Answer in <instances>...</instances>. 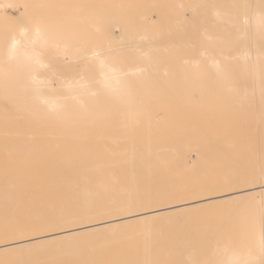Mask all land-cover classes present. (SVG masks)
Listing matches in <instances>:
<instances>
[{
	"label": "bare ground",
	"instance_id": "bare-ground-1",
	"mask_svg": "<svg viewBox=\"0 0 264 264\" xmlns=\"http://www.w3.org/2000/svg\"><path fill=\"white\" fill-rule=\"evenodd\" d=\"M14 4L37 19L7 41L0 30V93L52 144L30 133L9 142L18 122L0 124L4 146L31 167L17 174L21 163L7 184L0 170V217L26 218L0 222V237L36 231L0 241V254L253 200L232 222L213 217L198 250L210 251L203 264H264V0H0V24L11 23L4 7ZM243 79L260 108L241 148L224 122ZM32 163L44 178L29 174L39 170ZM31 183L44 191L22 200Z\"/></svg>",
	"mask_w": 264,
	"mask_h": 264
},
{
	"label": "rangeland",
	"instance_id": "rangeland-1",
	"mask_svg": "<svg viewBox=\"0 0 264 264\" xmlns=\"http://www.w3.org/2000/svg\"><path fill=\"white\" fill-rule=\"evenodd\" d=\"M33 5L37 6V2H35ZM10 7L11 6L4 7V12L6 13L7 16L9 15V17H11L12 19L11 23L5 24V25L0 24V27L2 26L1 28H3L0 30H7L8 32L6 35L7 38L5 41H7V39L13 33L16 34V32L22 28L21 25L24 24L25 26L26 22L28 23L34 22L37 19L36 17L34 18V16L29 17V18H24L23 14H31V13L29 12L21 13L19 12L16 6H15L16 8H12V9ZM150 16L154 20L155 23L158 21L159 16L157 12L155 11L152 12ZM31 29H32L31 27H28L27 30L32 31ZM78 69H80V66H78ZM58 73L62 75L61 74L62 72H58ZM243 75L247 76L245 72L243 73ZM244 83H245V80L243 79V83H242V86L240 87V90L237 91V93L233 92V96L230 97L231 101H233L234 104H232L233 107H231L229 113L225 116L226 121L224 122L225 126H227V128L230 129L229 131L230 133L237 132L239 134L240 136L239 146L241 148L246 147L245 146V144L247 143L246 141L249 140L251 130L255 126L254 124L256 123V122L254 123L253 121L254 113L259 112L258 107L260 108V105L257 102L258 98L254 96L252 97V95L246 91L247 89L246 87H249V85L247 83H245L244 85ZM56 84L57 83L54 82V85ZM0 95L2 94L0 93ZM3 95L0 97V105L5 106L6 110L4 114L3 112L2 113L0 112V124H2L4 120L5 124L3 123V125L7 124L8 126L7 125L6 126L8 128V131H12V129L9 130L10 128L9 126L12 125L10 123L14 122V124L16 125L17 123L15 121L18 122V124L16 125V127L17 126L18 127L13 128L14 132L12 133L10 132L11 134H13V136L9 137L7 134V137L9 138L6 140L9 141L13 137H14L13 141L15 140L16 142L20 140H24V139L27 140V136L30 133V134H34L36 138L37 137L39 138V139L37 138L39 146L40 144L42 145V143L43 145L45 144V145L50 146L52 144L50 143L52 142V140H50L51 139L50 137L46 135H44L46 136L45 137L46 139L44 138L43 135H42L43 139L40 137L41 135L40 133L43 134L44 130L46 129H44L41 132L39 128H35L34 125L30 123V119L28 118L29 116H27V113L21 112L20 114L18 112L19 110L12 109L13 103H10V101H7V99H10V98L4 99ZM14 116H16L15 119H14ZM211 118L212 117H211L210 110L204 109L201 121H202V128H203L202 135H203V138L206 144H208V141L211 140V137L213 135V129H212L213 123H212ZM5 120L8 121V123ZM28 123H30V125L27 126ZM14 124L11 126V128L15 126ZM1 127L2 128H0V140L1 139L2 140L0 141V170L2 172L1 174L4 173L3 171H7L8 175L7 174L5 175V176H8L7 178H5L6 184H7L8 183L7 181L10 180L11 176H16L15 173L18 170V168H20L18 166L21 163L27 162V160L25 158L24 159L25 161L20 163L17 159H19L21 155L17 156V154L13 158L12 154L10 153L12 151L11 149H13L11 148L12 146L11 147L4 146V144L8 142V141H4L5 138L3 140V137L6 136L4 132L6 131L5 130L6 127L4 128L2 125ZM2 129H4V131ZM14 129L17 130L16 133ZM3 133H4V136H3ZM33 139L36 141L35 138H32V139L30 138V140L33 141L34 143ZM28 140H29V137H28ZM11 142H12V139H11ZM62 147H63V144H60L58 145L57 148H58V153L61 154L63 152L62 153L63 155L66 149L65 148L63 149ZM60 150H62V152H60ZM46 152H47L46 149L43 152H41L42 154H44L42 155L44 162L42 159L41 160L43 163L40 162L42 163V165L47 162H48V165L52 163L51 161H50L51 163L49 162V159L47 157L49 155L48 153L49 151L47 153ZM40 154L39 156H36V155L34 156V154H32L34 157L38 158L37 160L38 162H39V158L41 157ZM45 154H47V156ZM43 156L47 157L45 158L47 162H45V159ZM23 157L20 158V161L23 160ZM37 161L35 160V162ZM40 163L38 164L40 165ZM27 164L28 163L26 164L24 163L23 167L20 165L22 168L17 171V174H19L18 172L27 173L26 171L27 167L31 168L29 165L27 166ZM33 164H36V163H32V165ZM38 164H36L35 166L33 165L34 168H36V166H39ZM33 166H32V169H33ZM43 166L40 165L38 169L40 170L41 167ZM49 167L47 166L49 170H46V172L49 171L48 174H50V172L54 171V169L56 168L55 166H53V168L52 166H49ZM15 168H16V171L14 170ZM32 169L29 170V172H31ZM39 170L33 169V172H31L33 174L29 172L28 173L31 176L35 175L34 172L35 173L40 172V174L38 175L45 173V170L44 171L43 170L39 171ZM43 174H42V178H44L43 176L45 175ZM53 174H57L56 171H54ZM36 178H34L35 182H38L36 180H39L42 183H44L43 180H45L46 182V179H42L41 176L40 178L42 180L36 179ZM32 181L34 182L33 179ZM48 182L49 181H47V183ZM3 183L6 186L5 181ZM32 183H31L32 186L28 184L30 188L24 189L25 188L24 187L23 189H21L19 196L22 197V200H26L27 198L35 195L37 192V189L39 190L40 188H42L40 183H38L40 184V187L36 186L37 188L34 187L36 183L35 184H32ZM2 184L0 183V185ZM43 185H45V183ZM31 187L32 188L34 187V189H31ZM4 188L2 190L0 189V191H3ZM44 188L45 187L43 186V188L40 190L44 191ZM38 192L40 193V191ZM36 195H39V194H36ZM259 201L264 202V199L259 200ZM253 203H254L253 200H244L240 203L239 202L232 203V204L223 205L219 207L215 206V207L200 208L196 211V214H193V215L189 214L187 217L185 216L183 217L176 216V217H170V218L168 217V218H163L159 220L155 219L152 222L130 224L127 226L122 225V227L115 228V229L103 228V229L83 232V233L76 235L74 238L62 239V240L52 242L50 244L43 245L42 247H38L32 250H24V251H21L20 253H11V252L2 253L0 254V264H146L147 262H149L148 264H150V262H153V264H155L156 262H159L160 264H194L195 262L197 264H203L202 263L203 259L205 258V256H208L210 251L207 254H204L198 250V246L199 244H201L202 239H206L207 241H210L209 235L212 229L211 228L212 223L214 222L213 217L215 218L216 215L219 216L221 214H228V215L230 214V216L227 218V221L232 222L231 220L239 214L241 208L245 207V205L246 206L253 205ZM23 214H24L23 212L22 213L16 212L15 215H12L10 217L1 215L2 217H0V222L11 223V222H20L21 220L24 221L26 220V218ZM62 225L64 226V224ZM35 232L26 233L23 235H13L11 237L8 236L6 238L0 237V241H3V240L15 241L14 239L16 238L28 236ZM203 232L205 233V236H202ZM159 245L163 246L165 249L159 248ZM69 250H73L72 251L73 253H71ZM190 250L191 252H189ZM188 253H189V256H188ZM185 255L188 257L186 258ZM190 257H191V261L189 260Z\"/></svg>",
	"mask_w": 264,
	"mask_h": 264
}]
</instances>
